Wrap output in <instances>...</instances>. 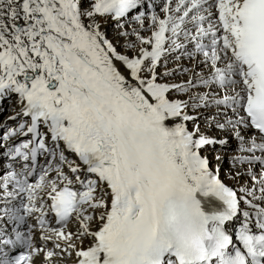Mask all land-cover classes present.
I'll return each mask as SVG.
<instances>
[{
    "label": "snow or ice",
    "instance_id": "1",
    "mask_svg": "<svg viewBox=\"0 0 264 264\" xmlns=\"http://www.w3.org/2000/svg\"><path fill=\"white\" fill-rule=\"evenodd\" d=\"M3 112L0 264H264V0H0Z\"/></svg>",
    "mask_w": 264,
    "mask_h": 264
},
{
    "label": "bare ground",
    "instance_id": "2",
    "mask_svg": "<svg viewBox=\"0 0 264 264\" xmlns=\"http://www.w3.org/2000/svg\"><path fill=\"white\" fill-rule=\"evenodd\" d=\"M6 107H7V105H6ZM6 115H8V114H6ZM225 167H227V163H225ZM225 183H230V182L229 181H225ZM197 199L200 200V202H201L202 210H205V211H208V212H211L213 210V208L216 206V204L218 203L211 196H209L207 198H204V197H200L199 194H197Z\"/></svg>",
    "mask_w": 264,
    "mask_h": 264
},
{
    "label": "rangeland",
    "instance_id": "3",
    "mask_svg": "<svg viewBox=\"0 0 264 264\" xmlns=\"http://www.w3.org/2000/svg\"><path fill=\"white\" fill-rule=\"evenodd\" d=\"M4 107H6V105H4ZM6 114H8L7 112H3V113H0V120L2 119H4L3 117L6 115Z\"/></svg>",
    "mask_w": 264,
    "mask_h": 264
},
{
    "label": "clouds",
    "instance_id": "4",
    "mask_svg": "<svg viewBox=\"0 0 264 264\" xmlns=\"http://www.w3.org/2000/svg\"><path fill=\"white\" fill-rule=\"evenodd\" d=\"M192 243H193V244H199V243H200V241H198V240H195V241H193Z\"/></svg>",
    "mask_w": 264,
    "mask_h": 264
}]
</instances>
